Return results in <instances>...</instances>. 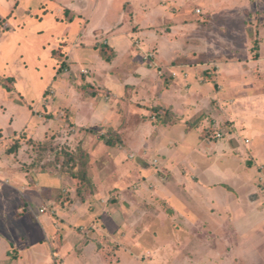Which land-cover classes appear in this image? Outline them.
Returning a JSON list of instances; mask_svg holds the SVG:
<instances>
[{
	"label": "rangeland",
	"instance_id": "374dc122",
	"mask_svg": "<svg viewBox=\"0 0 264 264\" xmlns=\"http://www.w3.org/2000/svg\"><path fill=\"white\" fill-rule=\"evenodd\" d=\"M0 78V264H264V0H0Z\"/></svg>",
	"mask_w": 264,
	"mask_h": 264
},
{
	"label": "crops",
	"instance_id": "0c3cea01",
	"mask_svg": "<svg viewBox=\"0 0 264 264\" xmlns=\"http://www.w3.org/2000/svg\"><path fill=\"white\" fill-rule=\"evenodd\" d=\"M119 3H122V0H119ZM121 12H122V10H119L120 15H115L116 16L115 17L116 18L115 19V22L109 28L114 27V26L118 25L121 22V20L119 19L120 16H121ZM198 13H201V10L200 9H198ZM11 14L12 13L9 14L10 16L8 15L9 18H7V22H6V25L9 27L8 28L9 30L12 28V24H11ZM122 37L123 36H121L120 34H117L115 36H111L110 37V38H113L112 39L113 40V44H115V46H116L117 49L121 46V39H122ZM169 45H172L171 41L169 42ZM154 57L156 59L155 60H152V62H154L152 64H155V65L158 66V73L159 74H161V75H163L165 77L167 76V78H173V77H175L176 79L181 78L184 81L191 82V73H190V71L188 69L189 67H191L190 64H173L172 62H167L166 61V58H167L166 56H165L166 58L164 56H161L160 57L157 54H156V56L154 55ZM204 64L205 63H203V62L202 63L201 62L198 63L199 66H202ZM218 66H219V64H218ZM160 68H163V70H166L165 71L166 74L160 73V70H161ZM172 70L176 72V75L175 76L171 75V72L170 71H172ZM175 103H174V105H176ZM182 106H183V104H178L177 108L178 107L182 108ZM183 107H184L185 110L189 109V108H187L185 106H183ZM248 141H249L248 139L245 140L246 143H248ZM232 144L234 146H240L241 144H243V142H240V140L238 141L237 138H233ZM16 178L20 182H24V183L26 182V183H28L27 178L24 177L23 175L22 176H19V177H16ZM230 194L231 193H228L227 196H226V198L224 196V199H222L220 205L223 208H227V210H228V216L227 217L228 218L231 217V216H234V218H237V216H239V214L241 212H244L243 210L248 209L247 208L248 206L246 205V202L244 201V199L238 200V198L237 199L236 198H233V196H231ZM251 197H252V199H257L256 193H252L251 194ZM257 213H258V216L261 218V220H264V209L262 208V210H258ZM228 218H226V219H228ZM252 239H254V238L251 237V240ZM257 240L258 239L255 238L253 240V242H255V243L252 242L254 248L258 247L257 246V244H258V241Z\"/></svg>",
	"mask_w": 264,
	"mask_h": 264
},
{
	"label": "trees",
	"instance_id": "16d2710c",
	"mask_svg": "<svg viewBox=\"0 0 264 264\" xmlns=\"http://www.w3.org/2000/svg\"><path fill=\"white\" fill-rule=\"evenodd\" d=\"M100 55L107 61L111 60V56L107 54L105 50L103 49L100 50ZM8 78L13 80L12 77H8ZM2 80L3 79L0 78L1 83H2ZM8 90H11V89L8 88ZM160 121H162L163 123H166L167 119L163 116V118L161 117ZM103 140L105 141L107 145H110V146L115 145V141L109 137H103ZM69 159L72 160L74 163L72 164V167L68 169V172L71 174L73 178H75L78 181L79 186L76 189L78 196L84 198L85 191L88 188H90V193H91L93 189V182L91 178L88 176V172H87V167H86L87 159L86 157L83 156V161H81V167L76 170H75V166L78 164V162L77 163L75 162V158L72 155H69Z\"/></svg>",
	"mask_w": 264,
	"mask_h": 264
},
{
	"label": "built area",
	"instance_id": "2783aa9c",
	"mask_svg": "<svg viewBox=\"0 0 264 264\" xmlns=\"http://www.w3.org/2000/svg\"><path fill=\"white\" fill-rule=\"evenodd\" d=\"M145 57H146V59L152 61V58H154V54H153V53H148ZM151 64H152V63H151ZM160 69H161V70H160V73H162V74H166V73H165L166 70H163V68H160ZM170 72H171V75H173V76L176 75V72H175V71L172 70V71H170ZM40 211H41V212H44L45 209L41 208Z\"/></svg>",
	"mask_w": 264,
	"mask_h": 264
}]
</instances>
